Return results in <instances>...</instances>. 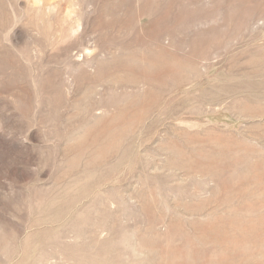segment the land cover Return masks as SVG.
<instances>
[{
  "label": "rangeland",
  "instance_id": "374dc122",
  "mask_svg": "<svg viewBox=\"0 0 264 264\" xmlns=\"http://www.w3.org/2000/svg\"><path fill=\"white\" fill-rule=\"evenodd\" d=\"M263 54L264 0H0V264H264Z\"/></svg>",
  "mask_w": 264,
  "mask_h": 264
},
{
  "label": "bare ground",
  "instance_id": "6f19581e",
  "mask_svg": "<svg viewBox=\"0 0 264 264\" xmlns=\"http://www.w3.org/2000/svg\"><path fill=\"white\" fill-rule=\"evenodd\" d=\"M152 8V16L153 15H157V6L155 5V4H153V6L151 7ZM158 17H156V16H153L152 17V20H151V23H150V25L152 26V28H151V30H152V33H151V40H152V43L150 44V45H145L144 46V48L141 50V51H138V43H137V40H135V39H132L131 41H130V43H129V45H126V49L125 48H123V50L122 51H124L123 53H122V55H123V57H122V55H121V57H120V59L118 60V62H116V63H118V65L120 64V66L119 67H122V70L124 69L125 71H127L130 75H127V79L126 78H124V79H119V81H115V82H111L112 81V79H113V77L114 76H112L110 73H108V71H107V69H104L103 67H101L99 70H98V72L99 71H102V73H103V75H105L106 77H104L102 74H101V72L99 73V74H101L100 75V77H101V81L102 80H105V79H107L108 77L107 76H109V80L108 81H110V83H109V85L107 86V87H105V88H109V89H111L112 90V88H111V86L112 85H114V84H116V86L117 85H119L118 87H125V88H127V89H129V88H132V89H136L137 88V85L139 84V83H143L144 85H147V87H148V89H149V91H151V93L153 94V92L152 91H155L156 89H158L157 88V86H158V83H159V74L161 73V71H162V75H165V74H167V73H169L170 72V70H168L167 68H166V65H165V59H166V55L164 54L165 52L164 51H161V50H158V49H156V48H154V47H152V46H154L155 44H156V42H157V39L159 38L158 36H159V33H158V26L160 25V23H161V16L159 17V15H157ZM151 17V16H150ZM150 21V20H149ZM102 22V21H101ZM98 23V22H97ZM96 23V25H99L98 27H102V25L103 24H97ZM125 23V22H124ZM124 23H123V25H124ZM125 24H127V23H125ZM95 25V26H96ZM122 25V26H123ZM126 25H124L123 27H125ZM97 27V26H96ZM104 28H107V26H103ZM122 27V28H123ZM192 38V37H191ZM135 48L136 50L134 51H130V49L131 48ZM130 48V49H129ZM121 51V52H122ZM137 51H138V53H137ZM264 55V54H263ZM122 58V59H121ZM159 62L161 63V65H159ZM115 63V64H116ZM146 64H148V66H146ZM181 65V64H180ZM261 65H262V67H263V69H264V59H263V61L261 62ZM89 67V66H88ZM87 67V68H88ZM90 69V68H89ZM189 69H191V68H189ZM240 69V68H239ZM123 70V72H125ZM254 72V71H253ZM126 73V72H125ZM80 74H82V73H80ZM88 74V73H87ZM84 75V74H83ZM86 76V75H85ZM97 76V75H96ZM80 77V76H79ZM90 77V76H89ZM83 78H85V77H83ZM93 79H96L95 78V76H93L92 77ZM105 78V79H104ZM87 79V78H86ZM89 79V78H88ZM80 80V79H79ZM83 80V79H82ZM85 81V80H84ZM88 82V81H87ZM104 82V81H103ZM89 83V82H88ZM85 84V83H84ZM107 85V84H106ZM105 85V86H106ZM157 85V86H156ZM88 86V85H87ZM96 86V85H95ZM98 86V85H97ZM81 87H82V84H81ZM85 87H86V85H85ZM103 87H104V85H103ZM84 88V87H83ZM89 88H90V86H89ZM94 88V87H93ZM93 88H92V90H93ZM116 88V87H115ZM122 88V89H123ZM91 89V88H90ZM95 89V88H94ZM89 90V89H88ZM103 90H104V88H103ZM111 90H108V91H111ZM119 90V89H118ZM95 91V90H94ZM93 91V92H94ZM97 91V90H96ZM102 91V90H101ZM105 91V90H104ZM104 91H102L103 93H105ZM124 91V90H123ZM127 91V90H126ZM130 91V90H129ZM157 91V90H156ZM87 92V96H88V94H90V92H88V91H86ZM131 92V91H130ZM94 93H96V92H94ZM107 93H109V92H107ZM111 93V92H110ZM114 93V92H113ZM123 93H125V91L123 92ZM122 93V94H123ZM126 93H128V92H126ZM93 94V93H92ZM91 94V95H92ZM106 94V93H105ZM152 94H150V96L152 95ZM98 95V94H97ZM101 95V94H100ZM102 95H104V94H102ZM90 96V95H89ZM141 96V95H140ZM149 96V95H148ZM148 97L146 100H144V98H145V95H144V97L142 98V100H144L143 102L140 100V103H138V102H136L135 101V105L137 106V105H139L138 107L140 108V106H142V108H140V109H142L141 111H142V114H140V113H138V110L136 109V108H133V109H136L137 110V112H133V114H130L131 113V111H133V110H130V116L128 115V116H126V115H124V114H127L126 112H125V109H126V105H123V107L125 106V109H124V114H122V111L121 112H119L118 114L117 113H115L117 116L115 117V119L112 117V119L115 121H117V123L115 122V124H114V121H113V124L112 123H110V124H108V122H106L104 125L105 126H102L103 127V129H102V131L101 132H106V131H108L109 133H111V132H113L114 130H119V131H121L120 133H127V131H130V128H131V126L133 125H131L130 126V128H129V125H130V123H132L133 122V120H141V118H144V116L146 117V115L145 114H147V112L149 111V110H151L155 105H156V98H157V94H153V96L152 97ZM142 97V96H141ZM134 98H136L135 96H134ZM87 99V98H86ZM131 99V98H130ZM137 99V98H136ZM91 100V99H90ZM132 100V99H131ZM89 101V100H88ZM127 101H128V99H127ZM133 101V100H132ZM80 103V102H79ZM81 103H82V100H81ZM80 103V104H81ZM88 103V102H87ZM90 103V102H89ZM110 103V102H109ZM128 102H126L125 104H127ZM131 102H129L127 105H129ZM138 103V104H137ZM84 104V103H83ZM90 104H92V103H90ZM108 104V103H107ZM117 104V103H116ZM97 105V104H96ZM109 106L111 105V104H108ZM132 104H130V106H131ZM100 106V105H99ZM104 106V105H103ZM108 106V107H109ZM114 106V105H113ZM78 107V106H77ZM86 107V106H85ZM90 107V106H89ZM94 107V106H93ZM93 107H92V109H93ZM108 107H107V109L106 110H108ZM128 107V106H127ZM133 107V106H132ZM79 108V107H78ZM97 108V107H96ZM99 109L100 108H103V107H98ZM97 108V109H98ZM104 108H106L105 106H104ZM103 108V109H104ZM110 108V107H109ZM112 108V107H111ZM115 108V107H114ZM113 108V109H114ZM116 108H119L118 106H116ZM144 108V109H143ZM80 109V108H79ZM82 109V108H81ZM120 110H121V106H120V108H119ZM129 109L130 108H128L126 111H129ZM139 109V110H140ZM117 110V109H116ZM88 111V110H87ZM93 111H94V109H93ZM103 111V110H102ZM141 111H139V112H141ZM104 112V111H103ZM246 112V111H245ZM103 114V113H102ZM128 120L129 122H126V121ZM124 121L126 122V123H124ZM141 121H143V120H141ZM137 122V121H136ZM100 128V127H99ZM98 128V126H97V128H92L93 130H96V129H99ZM129 129V130H128ZM104 130V131H103ZM97 131V130H96ZM99 131V130H98ZM111 131V132H110ZM100 132V131H99ZM107 132V133H108ZM98 133V132H97ZM84 136V135H83ZM79 144H81V142L79 143ZM238 220V219H237ZM262 220V219H261ZM237 222V221H236ZM230 224V223H229Z\"/></svg>",
  "mask_w": 264,
  "mask_h": 264
}]
</instances>
